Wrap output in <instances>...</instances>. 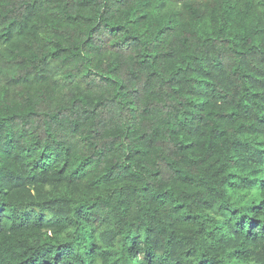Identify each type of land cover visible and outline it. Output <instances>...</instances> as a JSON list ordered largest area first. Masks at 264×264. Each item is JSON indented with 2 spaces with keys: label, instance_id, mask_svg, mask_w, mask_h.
Segmentation results:
<instances>
[{
  "label": "trees",
  "instance_id": "16d2710c",
  "mask_svg": "<svg viewBox=\"0 0 264 264\" xmlns=\"http://www.w3.org/2000/svg\"><path fill=\"white\" fill-rule=\"evenodd\" d=\"M0 264H264V0H0Z\"/></svg>",
  "mask_w": 264,
  "mask_h": 264
}]
</instances>
